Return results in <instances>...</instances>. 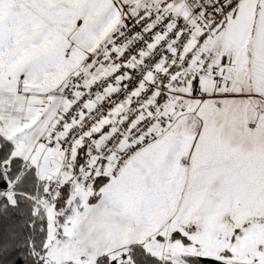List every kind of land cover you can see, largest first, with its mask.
<instances>
[{"label":"snow or ice","instance_id":"6c2138e0","mask_svg":"<svg viewBox=\"0 0 264 264\" xmlns=\"http://www.w3.org/2000/svg\"><path fill=\"white\" fill-rule=\"evenodd\" d=\"M0 264H264V0H0Z\"/></svg>","mask_w":264,"mask_h":264}]
</instances>
